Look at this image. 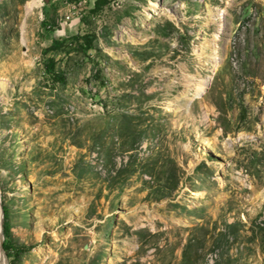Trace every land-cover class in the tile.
<instances>
[{
  "label": "rangeland",
  "instance_id": "374dc122",
  "mask_svg": "<svg viewBox=\"0 0 264 264\" xmlns=\"http://www.w3.org/2000/svg\"><path fill=\"white\" fill-rule=\"evenodd\" d=\"M93 2L0 0L7 264H264V0Z\"/></svg>",
  "mask_w": 264,
  "mask_h": 264
},
{
  "label": "trees",
  "instance_id": "16d2710c",
  "mask_svg": "<svg viewBox=\"0 0 264 264\" xmlns=\"http://www.w3.org/2000/svg\"><path fill=\"white\" fill-rule=\"evenodd\" d=\"M69 4H74L78 5L82 1L85 0H65ZM87 1V0H86ZM119 0H94L93 2V9L91 10V13H97L100 12L104 7L109 6L110 3H116ZM74 40L77 41L80 45V49L84 50H89L92 49V43L95 40V34L94 33H85L84 35H79L77 34L74 37ZM47 73L51 76V80L53 82H62L63 77L60 74L54 73L53 68H54V62L50 60L47 65ZM3 236H4V241H3V250L6 254L7 257H10L12 252H14L15 255H18L20 252H23L25 249L24 248H17L14 247L11 243L9 237V232L8 229H3Z\"/></svg>",
  "mask_w": 264,
  "mask_h": 264
},
{
  "label": "bare ground",
  "instance_id": "6f19581e",
  "mask_svg": "<svg viewBox=\"0 0 264 264\" xmlns=\"http://www.w3.org/2000/svg\"><path fill=\"white\" fill-rule=\"evenodd\" d=\"M34 5H35V2L28 3L26 5V12L28 13L31 10L32 6H34ZM206 11H207V14L210 16V19H212L211 22L212 23L215 22L217 24V28H218L217 32L218 33L221 32L222 28H223V12H217L215 14L208 8L206 9ZM217 41H218V39L216 37H214L212 42L210 43L211 56H210V60L207 61V63H210L212 67L215 66L216 64H218V62H220V56L218 55V53H216V50H215ZM211 72L213 73V70ZM210 79H211V74L204 76L201 79V81L199 82L198 86L195 87V89L193 91L194 93L193 92L190 93V99H193L194 97H196V95L201 94L202 92L206 91L208 89L209 85H210ZM188 83H191V82L188 81ZM1 84H3V81L0 82V85ZM199 87H201V89L200 90H196ZM187 94H188V92H187ZM190 99L188 100V102L190 101ZM240 137H242L245 140L252 139L249 136H240ZM203 145H204L203 146V150L208 153V147H207L208 143L206 141H204ZM1 221H2V219H1V216H0V227H1ZM42 231H43L42 229H39L38 235H36L38 238H39L40 233ZM0 264H4L3 260L1 258H0Z\"/></svg>",
  "mask_w": 264,
  "mask_h": 264
},
{
  "label": "water",
  "instance_id": "95a60500",
  "mask_svg": "<svg viewBox=\"0 0 264 264\" xmlns=\"http://www.w3.org/2000/svg\"><path fill=\"white\" fill-rule=\"evenodd\" d=\"M0 214L2 216L1 209H0ZM3 241H4V236H3L2 221H1V227H0V258L3 260L4 264H7V257L5 255L4 250H3Z\"/></svg>",
  "mask_w": 264,
  "mask_h": 264
},
{
  "label": "built area",
  "instance_id": "2783aa9c",
  "mask_svg": "<svg viewBox=\"0 0 264 264\" xmlns=\"http://www.w3.org/2000/svg\"><path fill=\"white\" fill-rule=\"evenodd\" d=\"M80 4V3H79ZM78 4V5H79ZM73 9H75L74 7H73ZM70 19V16H66V20H69Z\"/></svg>",
  "mask_w": 264,
  "mask_h": 264
}]
</instances>
